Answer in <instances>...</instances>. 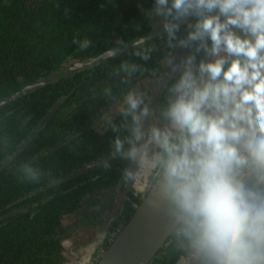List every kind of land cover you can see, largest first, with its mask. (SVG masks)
Returning <instances> with one entry per match:
<instances>
[{"label":"clouds","instance_id":"clouds-1","mask_svg":"<svg viewBox=\"0 0 264 264\" xmlns=\"http://www.w3.org/2000/svg\"><path fill=\"white\" fill-rule=\"evenodd\" d=\"M141 12L153 33L107 57L130 46L142 63L121 59L116 87L90 90L108 102L95 130L113 135L88 168L120 161L117 190L148 178L158 243L179 264H264V0H152ZM16 167L22 181L48 178L34 160ZM109 238L99 230L92 246Z\"/></svg>","mask_w":264,"mask_h":264},{"label":"flooded vegetation","instance_id":"flooded-vegetation-1","mask_svg":"<svg viewBox=\"0 0 264 264\" xmlns=\"http://www.w3.org/2000/svg\"><path fill=\"white\" fill-rule=\"evenodd\" d=\"M151 5L152 0H0V36L23 42L0 45V103L20 94L0 106V264H99L149 195L147 177L115 189L120 161L107 172L88 164L108 153L113 135L95 130L108 102L90 90L101 82L115 88L119 77L110 73L121 59L142 63L130 55V46L113 60L102 57L117 41L130 44L153 33L154 22L141 12ZM74 40L89 43L82 48ZM42 49L59 54L38 56ZM161 57L157 52L147 66ZM23 159L38 162L48 178L39 185L20 180L16 166ZM99 230L110 238L91 259ZM162 251L152 264H179Z\"/></svg>","mask_w":264,"mask_h":264},{"label":"water","instance_id":"water-1","mask_svg":"<svg viewBox=\"0 0 264 264\" xmlns=\"http://www.w3.org/2000/svg\"><path fill=\"white\" fill-rule=\"evenodd\" d=\"M102 58L107 59L108 57ZM70 72L57 74L42 83L28 88L24 92L27 93L29 90L46 86L57 77L66 76ZM19 95L1 102L0 106L14 101ZM148 196L138 208L129 224L116 236L110 249L103 256L99 264H152L159 256L163 250L158 242L164 217L160 211L151 206Z\"/></svg>","mask_w":264,"mask_h":264},{"label":"trees","instance_id":"trees-1","mask_svg":"<svg viewBox=\"0 0 264 264\" xmlns=\"http://www.w3.org/2000/svg\"><path fill=\"white\" fill-rule=\"evenodd\" d=\"M0 29H3V27L2 26H0ZM6 35H1L0 36V45H4V44H22L23 42H22V40H18V41H12V40H9V39H5L4 37H5ZM60 43L61 41H60V37L58 38V35H56V43ZM41 44L42 45H44L45 44V41H42L41 42ZM45 52H46V54L48 55V56H56V55H58L59 54V52L58 51H53V49L52 50H40L39 52H37V55L38 56H45ZM44 70H46V68H44Z\"/></svg>","mask_w":264,"mask_h":264},{"label":"rangeland","instance_id":"rangeland-1","mask_svg":"<svg viewBox=\"0 0 264 264\" xmlns=\"http://www.w3.org/2000/svg\"><path fill=\"white\" fill-rule=\"evenodd\" d=\"M118 227H119V226H118ZM105 242H106V241H105ZM105 242H104V243H105ZM103 245H104V244H103ZM103 245H102V246H103ZM102 246H100V247H96V248H93V249L91 250V252H90L91 259H93L94 256H97L98 251H99V249H100ZM163 252H164V251H161V253H160V254H161V255H160V258H161V256H162V253H163ZM160 258H158V257L156 258L157 263H159L158 260H159ZM91 259H90V260H91ZM156 260H155V261H156Z\"/></svg>","mask_w":264,"mask_h":264}]
</instances>
